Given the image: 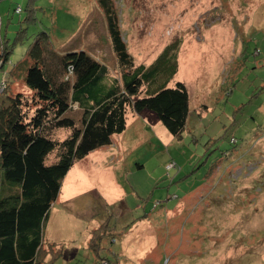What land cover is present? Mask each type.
<instances>
[{"label":"rangeland","instance_id":"rangeland-1","mask_svg":"<svg viewBox=\"0 0 264 264\" xmlns=\"http://www.w3.org/2000/svg\"><path fill=\"white\" fill-rule=\"evenodd\" d=\"M44 40L59 55L84 50L121 78L155 68L150 92L182 81L190 108L180 139L129 111L126 130L69 171L45 230L64 247L54 264H264V0H0V57L9 53L0 102L31 96L21 79L2 91ZM106 220L109 233L90 248Z\"/></svg>","mask_w":264,"mask_h":264},{"label":"trees","instance_id":"trees-1","mask_svg":"<svg viewBox=\"0 0 264 264\" xmlns=\"http://www.w3.org/2000/svg\"><path fill=\"white\" fill-rule=\"evenodd\" d=\"M110 11L113 48L124 64L131 58L120 41L118 19ZM48 45L45 40L36 42L10 72L12 82L2 91L21 79L32 94L14 91L0 102V264H54L63 257V245L49 242L45 232L63 181L78 161L110 145L114 135L126 130L130 109L152 113L178 139L189 121V92L184 82L150 92L160 73L155 68L141 66L117 78L106 62L84 50L59 55ZM8 54L0 57V69L8 62ZM56 61H60L62 75L54 66ZM66 92L72 93L73 101L64 96ZM75 103L81 109L79 125L69 115ZM59 131H68V136L53 138ZM55 152L56 161L48 164ZM108 233L106 220L94 232L90 248Z\"/></svg>","mask_w":264,"mask_h":264},{"label":"crops","instance_id":"crops-1","mask_svg":"<svg viewBox=\"0 0 264 264\" xmlns=\"http://www.w3.org/2000/svg\"><path fill=\"white\" fill-rule=\"evenodd\" d=\"M100 61H101V60H100ZM101 62L105 63L106 61H101ZM108 66H109V65H108ZM110 72H111V75H112L113 77L115 76V77H117V78H120V75H119L118 73L114 72V70L111 69ZM129 111H132L133 114L136 113V112L133 111L132 109H130ZM129 111H128V112H129ZM137 115L140 116V117H143L145 120L151 122L152 124L157 123V120H158V119H157L155 116H153V114L150 113V112H143V113H141V114L137 113ZM127 116H128V114H127ZM158 121H159V120H158ZM128 124H129V123H128V118H127V127H128ZM112 139H113V137H112ZM112 142H113V140H112ZM111 144H112V143H111ZM84 159H86V158H84ZM84 159H83V160H84ZM83 160H80V161H78V162H81V161H83ZM78 162H77V163H78ZM77 163H76V164H77ZM81 163H82V162H81ZM76 164H75V165H76ZM75 165H74V166H75ZM74 166H73V167H74ZM73 167H72V168H73Z\"/></svg>","mask_w":264,"mask_h":264},{"label":"built area","instance_id":"built-area-1","mask_svg":"<svg viewBox=\"0 0 264 264\" xmlns=\"http://www.w3.org/2000/svg\"><path fill=\"white\" fill-rule=\"evenodd\" d=\"M172 166V164H169V167H171Z\"/></svg>","mask_w":264,"mask_h":264}]
</instances>
